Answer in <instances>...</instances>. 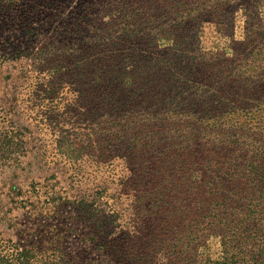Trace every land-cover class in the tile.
<instances>
[{
    "label": "rangeland",
    "instance_id": "obj_1",
    "mask_svg": "<svg viewBox=\"0 0 264 264\" xmlns=\"http://www.w3.org/2000/svg\"><path fill=\"white\" fill-rule=\"evenodd\" d=\"M0 240L264 264V0H0Z\"/></svg>",
    "mask_w": 264,
    "mask_h": 264
},
{
    "label": "trees",
    "instance_id": "obj_2",
    "mask_svg": "<svg viewBox=\"0 0 264 264\" xmlns=\"http://www.w3.org/2000/svg\"><path fill=\"white\" fill-rule=\"evenodd\" d=\"M88 213L89 215L91 214L90 212ZM102 219H103V222H101L98 218L95 220L99 222V226H103L104 229L108 228L109 226L106 225V223L107 222L110 223L111 221L110 217L105 215V216H102ZM96 233L100 235L101 231H96ZM31 253L35 254L36 250L34 248H26V247L20 246V244L14 241L10 242V241L0 240V264H10L9 262H11V260H13V258L15 257L18 258L17 262H21V259H22L23 263H25L24 261H26L27 264H34L31 261L27 262V259H26L28 255H30ZM232 263H234L232 261V258L228 257V258H223V262H221L220 264H232ZM215 264H218V263L215 262Z\"/></svg>",
    "mask_w": 264,
    "mask_h": 264
}]
</instances>
